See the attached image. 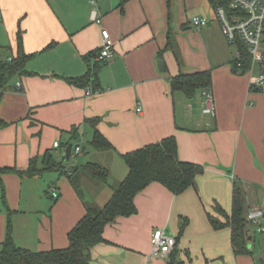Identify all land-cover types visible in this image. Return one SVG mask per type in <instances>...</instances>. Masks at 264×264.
<instances>
[{"label": "crops", "instance_id": "1", "mask_svg": "<svg viewBox=\"0 0 264 264\" xmlns=\"http://www.w3.org/2000/svg\"><path fill=\"white\" fill-rule=\"evenodd\" d=\"M95 1L0 0V62L18 58L21 48L31 56L26 73L12 76L2 91L0 119L8 126L0 130V168L25 172L35 160L42 171L49 152L67 171L2 176L0 252L9 224L20 248L66 249L87 206L103 207L111 187L128 176L122 156L175 137L179 160L203 168L195 187L175 195L159 183L149 185L135 198L136 215L105 228V242L92 249L90 264H255L249 255L233 253L231 229L215 230L209 216L225 222L217 207L231 214L234 183L245 191L246 216L264 196V93L250 90L258 73L251 66L234 70L235 55L210 0ZM94 12L100 23L93 21ZM195 17L208 25L196 28ZM103 30L110 33L115 55L95 69L94 58H86L101 49ZM92 69L96 76L86 86L67 81ZM205 71L212 74L214 114L205 107V90L190 97L171 87L181 73ZM87 89L94 94L87 96ZM95 129L113 150L90 146ZM86 143L110 179L95 185L80 173L77 190L69 176L91 162L72 159L86 152ZM158 229L177 239L167 258L150 257Z\"/></svg>", "mask_w": 264, "mask_h": 264}, {"label": "trees", "instance_id": "2", "mask_svg": "<svg viewBox=\"0 0 264 264\" xmlns=\"http://www.w3.org/2000/svg\"><path fill=\"white\" fill-rule=\"evenodd\" d=\"M126 0H122L124 3ZM214 9L219 6H228V0H210ZM169 47L173 46V33L169 32ZM21 45V42H20ZM50 46L48 49H51ZM239 49L245 53L243 46ZM96 54L87 56L95 57ZM31 56L26 55L22 48L18 58L12 62H0V100L2 91L9 79L15 74H23ZM180 62V58L177 55ZM235 71H247L251 64L247 58L241 66L234 60L232 62ZM100 64L95 63V69ZM96 76L94 69L81 78L67 79L70 84L86 86ZM96 78V77H95ZM212 86V74L210 71L197 72L193 74L181 73L171 81L173 92H183L188 96H194L197 90H210ZM96 127L97 120L92 121ZM8 124L0 119V130ZM90 146L96 151L113 150L112 144L95 129L93 140ZM72 145L66 149V157L71 156ZM124 163L129 169L128 176L124 181L113 185L112 196L101 208L87 206V213L84 218L71 230L68 235L69 246L66 249L51 250L48 252H32L18 247L11 235L9 224L7 237L0 252V264H90L92 249L105 242L103 237L105 228L120 217H131L136 215L138 210L135 205L136 196L153 183H159L166 187L171 193L180 195L191 187H195L196 179L203 173V168L197 164L182 162L178 157V145L175 137L164 139L162 142L147 146L143 149L125 154L122 156ZM43 165L46 170L67 171L63 162H58L51 153L45 154ZM41 170L35 167V160H31L27 171L22 172L14 168H0V181L2 176L14 173L19 176L34 177L41 175ZM76 177L69 176L74 187L79 190V174H85L90 179L100 183L108 184L110 175L107 169L96 163H88L78 168ZM217 211L224 217L225 222L209 216L211 225L215 230L222 228L231 229V246L236 256L251 255V235L248 230V219L245 209V191L238 183H234L231 214H226L220 207ZM254 239V238H253ZM264 264V260H262Z\"/></svg>", "mask_w": 264, "mask_h": 264}, {"label": "built area", "instance_id": "3", "mask_svg": "<svg viewBox=\"0 0 264 264\" xmlns=\"http://www.w3.org/2000/svg\"><path fill=\"white\" fill-rule=\"evenodd\" d=\"M95 5L96 1L92 0ZM216 20L219 22L224 37L230 46L237 47L235 61L239 66L248 58L251 68L258 66V75L250 83L252 92L264 93V0H228V6H219L215 9ZM93 21L100 23L97 13L93 14ZM205 18L195 17L192 24L201 29L208 25ZM102 46L95 55L94 61L98 64H105L114 58V43L110 33L107 30L102 31ZM239 46H243V53ZM14 59H8L12 62ZM17 90L22 89V84H17ZM94 93L91 89H87V96ZM205 98V107L208 113H215L214 98L209 90L203 92ZM140 111V110H139ZM60 145L56 143L55 148ZM77 154L81 152L80 148L76 149ZM53 198H58L59 194L54 187L51 188ZM248 222L254 225H260L264 220V212L262 210H252L248 214ZM151 258H167L173 253L177 246V239L168 234L165 229H158L154 232L152 240Z\"/></svg>", "mask_w": 264, "mask_h": 264}, {"label": "rangeland", "instance_id": "4", "mask_svg": "<svg viewBox=\"0 0 264 264\" xmlns=\"http://www.w3.org/2000/svg\"><path fill=\"white\" fill-rule=\"evenodd\" d=\"M230 46V45H229ZM233 54H236L237 47L230 46ZM252 73L254 75H257L258 73V66L254 65ZM86 152H83L81 155H74V159H72V164L76 163L77 160H80L81 163H86L87 161H90L91 163H95L94 160H96L97 155H92L91 152L88 149V144H85ZM96 154V153H95ZM91 182L93 184H98L100 183L94 181L91 179ZM255 207H257V210H262L264 212V196L262 195L260 198H258L255 202L253 201ZM248 230L251 234V236L254 238L250 242V250H251V255L250 259L251 261L254 260L255 264H262V260H264V220L260 225H254L250 224L248 225ZM220 264H231L228 263L227 261L221 262Z\"/></svg>", "mask_w": 264, "mask_h": 264}, {"label": "water", "instance_id": "5", "mask_svg": "<svg viewBox=\"0 0 264 264\" xmlns=\"http://www.w3.org/2000/svg\"><path fill=\"white\" fill-rule=\"evenodd\" d=\"M158 65H159V69L162 70L163 69V65H164L163 62L162 61H159L158 62Z\"/></svg>", "mask_w": 264, "mask_h": 264}]
</instances>
